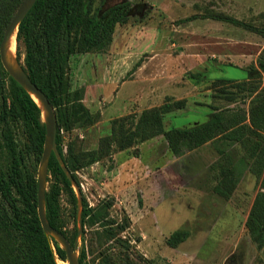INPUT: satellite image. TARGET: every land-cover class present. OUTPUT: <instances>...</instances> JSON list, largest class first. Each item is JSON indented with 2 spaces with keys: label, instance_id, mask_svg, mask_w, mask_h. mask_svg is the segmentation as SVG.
I'll return each mask as SVG.
<instances>
[{
  "label": "rangeland",
  "instance_id": "374dc122",
  "mask_svg": "<svg viewBox=\"0 0 264 264\" xmlns=\"http://www.w3.org/2000/svg\"><path fill=\"white\" fill-rule=\"evenodd\" d=\"M126 1L133 12L127 23L116 25L108 48L70 58L72 89H84L83 102L96 120L61 130L65 154L73 152L82 162L89 160L90 152L105 154L113 119L140 114L168 99L183 100L185 106L165 114L166 130L241 107L248 116L246 140L216 137L176 156L159 135L82 167L73 184L77 209L66 189L60 195L65 236L78 246V258L85 252L87 264H264V246L246 225L263 191L264 157L248 159L256 141L250 121L253 97L236 86L254 80L251 67H258L264 35L220 19L231 16L264 28V0H109L108 4ZM99 3L93 0V8ZM8 12L2 9L0 27ZM12 59L25 67V46L18 40ZM220 88L236 92V102L220 97ZM13 130L38 178L41 160L30 151L21 125ZM52 181L50 176L47 191ZM84 197L90 206L113 199L111 217L117 221L127 217L129 227L109 239L100 224L84 225ZM177 230L188 231L189 237L172 247L167 240Z\"/></svg>",
  "mask_w": 264,
  "mask_h": 264
},
{
  "label": "trees",
  "instance_id": "16d2710c",
  "mask_svg": "<svg viewBox=\"0 0 264 264\" xmlns=\"http://www.w3.org/2000/svg\"><path fill=\"white\" fill-rule=\"evenodd\" d=\"M24 0H0L2 9L9 10L0 27V43L4 32ZM109 0H100L94 9L93 0H38L19 25L17 40L25 46V69L31 79L46 93L57 115V146L64 164L77 180L76 172L82 167L112 157L115 151H124L159 135H164L172 152L181 156L216 138L245 141L248 129L247 112L243 108L218 110L203 122H194L185 127L165 129L164 116L174 108H183V100H166L162 105L131 113L112 120L111 135L107 140V152H90L87 162L73 152L65 154L61 130L94 123L96 117L84 104V89L73 90L69 69L73 54L104 51L113 40L117 24L128 22L132 14L129 1L109 5ZM13 10V11H12ZM1 19V17H0ZM188 19V18H187ZM236 25L250 28L264 35V28L250 26L244 21L222 16ZM186 21V20H184ZM255 76L251 83L237 82L240 91H249L252 96L251 125L256 141L251 145L249 158L264 157V49L258 59V67H251ZM232 81V80H231ZM220 97L236 102V92L220 88ZM20 124L27 137L30 151L37 160L42 159L46 140V126L42 108L33 96L14 80L2 65L0 58V245L3 264H59L67 262L66 251L59 242L43 230L38 215V178L28 163V153L19 148L13 127ZM246 162V157L244 158ZM51 191H47L46 215L50 224L61 231L65 229L60 212V195L66 189L77 209V196L73 183L63 169L55 153L49 161ZM49 180V178H48ZM263 191L255 199L247 220L252 238L264 246V177ZM114 200L105 198L96 206H90L84 197L82 219L84 225L100 224L111 238L129 227L125 217L117 221L111 217ZM67 236V235H66ZM189 237L188 231L177 230L168 238L172 247H177ZM10 242H13L10 245ZM7 246V250L5 246ZM85 252L79 258L85 262Z\"/></svg>",
  "mask_w": 264,
  "mask_h": 264
},
{
  "label": "water",
  "instance_id": "95a60500",
  "mask_svg": "<svg viewBox=\"0 0 264 264\" xmlns=\"http://www.w3.org/2000/svg\"><path fill=\"white\" fill-rule=\"evenodd\" d=\"M38 0H24L16 11L11 22L7 26L3 38L0 43V58L3 67L9 75L16 80L23 88H25L42 108V115L45 117L44 122L46 126V140L44 151L41 159V165L38 175V215L46 234L52 235L63 247L67 254V261L69 264H80L79 258L76 256L77 245L72 246L68 238L58 229L53 227L47 219L46 215V197H47V183L49 178V161L52 153H55L63 169L68 177L75 183L72 174L64 164L61 154L57 146V115L56 110L50 102L46 93L31 79L25 67L14 61H10L8 57V43L13 35H16L20 23L27 16L33 6ZM45 112V113H44ZM82 211V210H81ZM82 217V215H81Z\"/></svg>",
  "mask_w": 264,
  "mask_h": 264
},
{
  "label": "bare ground",
  "instance_id": "6f19581e",
  "mask_svg": "<svg viewBox=\"0 0 264 264\" xmlns=\"http://www.w3.org/2000/svg\"><path fill=\"white\" fill-rule=\"evenodd\" d=\"M16 45H17V37L16 35H13L8 43V57L10 59V61H14L12 59V52H14L16 50ZM45 113V112H44Z\"/></svg>",
  "mask_w": 264,
  "mask_h": 264
}]
</instances>
